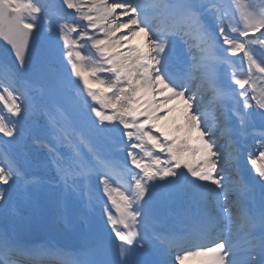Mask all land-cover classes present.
I'll return each instance as SVG.
<instances>
[{"label":"snow or ice","instance_id":"obj_1","mask_svg":"<svg viewBox=\"0 0 264 264\" xmlns=\"http://www.w3.org/2000/svg\"><path fill=\"white\" fill-rule=\"evenodd\" d=\"M208 17L214 20L206 23ZM44 26L57 40L37 48L33 42ZM175 37L189 44L192 56L183 75L171 68ZM0 39L12 57L0 62V135L7 143L23 136L18 77L48 74L62 41L60 55L83 84L88 118L94 114L100 131L119 132L125 160L134 166L100 159L91 146L90 157L83 136L76 140L54 128L47 142L35 139L47 149L40 165L21 168L0 151V208L21 189L31 204L42 196L81 197L95 175L111 227L101 258L90 264H167L147 250L139 225L158 187L187 186L207 229L221 232L210 244L177 255L179 264L194 257L203 258L200 264H264V131L251 133L258 147L247 156L254 177L242 182L222 174L227 162L239 175L236 137L250 134L253 110L264 120V0H232L229 7L223 0H0ZM238 55L239 68L231 59ZM223 65L231 69L228 83L220 78ZM217 133L225 143L218 144ZM45 254L0 228V264H39Z\"/></svg>","mask_w":264,"mask_h":264},{"label":"bare ground","instance_id":"obj_2","mask_svg":"<svg viewBox=\"0 0 264 264\" xmlns=\"http://www.w3.org/2000/svg\"><path fill=\"white\" fill-rule=\"evenodd\" d=\"M1 62V61H0ZM102 146H104V157L109 156V161H112V156L114 151V145L108 144L106 142H101ZM0 151L2 148L0 146ZM39 151V150H38ZM38 154L43 157L44 155ZM20 156V155H19ZM94 158V157H93ZM106 160V159H105ZM114 163V162H113ZM115 164V163H114ZM88 182L87 186L84 188L82 196H90L92 198V212L97 215L99 221L98 231L90 238L84 239L83 235L87 228L88 218L93 213H88L87 209L80 204V197H73L68 199L67 201L62 200L59 196H42L38 203L32 206L31 209L28 206L31 204L25 198V193L23 192H12L11 199L8 200L7 206L4 208H0V222L4 219H8L10 224L15 225V227L19 226V224L25 227L21 229L22 231L29 232L28 230L33 229L37 230L40 233L49 234L50 240H55L58 243L65 245L68 247V253L72 254H80L85 253V250L82 246L91 247L92 245L101 246L103 242L109 239L110 236V225L105 224L106 216L103 215V208L105 207V203L107 201V197H103L100 199L97 196V193L100 195L102 192V185L98 186L97 177L93 175ZM161 185H164V181H160ZM92 186V187H91ZM96 187L99 191L96 190ZM18 193V200L22 203V206L16 207L15 205L11 207V202L16 199L14 197ZM173 194L177 195L180 199L184 197L183 191L181 188H173L169 186L158 187L154 193L149 203L145 208V216L143 217L139 227L142 235L146 236V240L149 238L151 233L150 230H157L161 228V223L164 219L172 218V213L176 212L180 207V200L173 201ZM97 200L98 202H95ZM101 202V203H100ZM42 203L41 206L39 204ZM109 208L111 207L110 203L107 205ZM26 210V215L24 217H19L14 215V212H20L21 210ZM16 212V213H17ZM61 215V219H57L54 215ZM76 214L81 215V217H76ZM30 217H34L35 221L29 223ZM87 221V223H86ZM43 222V223H42ZM195 232L198 234H207V227L204 225L199 227L194 225ZM203 230V231H202ZM146 242V241H145ZM147 244V243H146ZM85 250V251H84ZM150 253L154 251L152 249H147ZM169 256L161 253L159 257H155L158 259H163L167 262V264H179L176 258H168ZM202 257H199L198 264L202 260ZM76 262H74L75 264Z\"/></svg>","mask_w":264,"mask_h":264},{"label":"rangeland","instance_id":"obj_3","mask_svg":"<svg viewBox=\"0 0 264 264\" xmlns=\"http://www.w3.org/2000/svg\"><path fill=\"white\" fill-rule=\"evenodd\" d=\"M42 5L48 4H59L60 0H39ZM225 7H229L232 4V0H223ZM252 2H257V0H252ZM231 11L234 12V6ZM231 14V12H230ZM42 40L46 44L49 39L52 41L57 40L56 34L49 33L47 26H44L42 30L39 32ZM259 35V33H257ZM62 49V41L59 42V47L56 49L57 55L56 57L61 62L62 67L66 70L68 75L70 76L71 83L70 86L66 87L61 93L53 94L47 90H39L32 86L31 84H21L17 86L19 88L18 95H21V99L23 101V106L26 109L25 114L21 118V125L25 124L29 127L30 130H38L39 127L43 126L46 122L47 125L45 129L52 130L54 127H58L59 129H63L66 132H69L70 129H73V133H77L80 131L85 125H90L91 132L95 130L93 133L96 137V141L100 137L104 136L109 137V141L117 142V147L121 151L123 149V145L120 143V134L119 132H111V131H100L98 127H94L92 121L95 120L94 114H92L91 119H89V110L84 106V101L78 98V93L83 92V84L78 80L77 77L71 75L70 66L67 65L66 57L60 55V51ZM239 65L240 57H239ZM246 68V65H245ZM102 77L106 74H101ZM227 77V75H226ZM94 89H101L103 86L98 84L92 85ZM88 103H93L90 98L88 99ZM254 103V102H253ZM34 110V112H32ZM48 110V111H47ZM256 112L254 119L252 120V126L249 127L251 133L253 131L264 129V120H262L259 116L258 111ZM42 115L40 116V114ZM46 121V122H45ZM45 122V123H44ZM98 124V121H97ZM111 127V126H109ZM68 130V131H67ZM51 131V133H52ZM70 133V132H69ZM84 135H87L85 132ZM218 144L223 143V139L218 140ZM126 140V138H125ZM95 141V143H96ZM220 141V143H219ZM161 158L165 159L166 157L161 154ZM228 166L227 168H233L232 164L224 165ZM231 173V171L227 170ZM226 172L222 173L225 174ZM194 196L191 194L188 195L187 199L192 200ZM214 214V213H213Z\"/></svg>","mask_w":264,"mask_h":264},{"label":"water","instance_id":"obj_4","mask_svg":"<svg viewBox=\"0 0 264 264\" xmlns=\"http://www.w3.org/2000/svg\"><path fill=\"white\" fill-rule=\"evenodd\" d=\"M33 43L34 46L37 48L43 47L38 36H36ZM9 47L10 46L6 45V43L2 39H0V54L6 61L11 63L12 57L8 52ZM21 77L31 80L33 82H39L47 86H52L56 89L59 88L60 84L62 83V79L64 78L61 70L58 68V65L55 61L52 62L50 72L48 74H36L28 72L22 75Z\"/></svg>","mask_w":264,"mask_h":264}]
</instances>
